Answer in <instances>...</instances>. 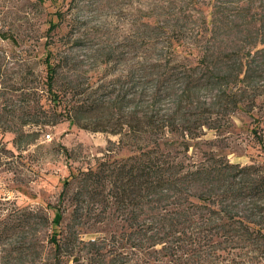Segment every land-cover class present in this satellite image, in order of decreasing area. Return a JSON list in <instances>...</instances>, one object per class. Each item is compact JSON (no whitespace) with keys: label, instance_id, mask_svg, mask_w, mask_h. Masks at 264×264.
<instances>
[{"label":"trees","instance_id":"1","mask_svg":"<svg viewBox=\"0 0 264 264\" xmlns=\"http://www.w3.org/2000/svg\"><path fill=\"white\" fill-rule=\"evenodd\" d=\"M49 1L39 57L44 75L41 88H33L43 98L37 109L44 114L32 113L30 105L25 118L14 115L15 121L0 126V175L12 171V160L28 163L36 130L25 126L41 128L58 115L118 138L107 140L92 165L69 168L56 203L45 204L51 216L17 201L0 206V245L33 222L49 228L41 264H229L236 254L247 256L246 246L264 242V115L253 111L259 97L249 87L264 80L263 5L191 0L200 18L189 42L152 14L141 15L147 32L136 33L140 57L128 75L136 90L112 88L104 97L93 94L100 87L91 90L92 75L83 83L67 74L75 69L68 47L81 45L71 30L77 26L74 0ZM226 3L234 10L230 20L223 18L229 30L246 34L218 46ZM63 26L69 29L58 34ZM105 51L101 66L114 53ZM201 90L208 94L200 96ZM128 93L136 101L125 99ZM162 100L169 106L160 109ZM121 101L134 108L123 113ZM233 112L249 117L247 131L258 151L256 160L243 165L217 145L235 127ZM88 114L99 121L81 124ZM22 136L30 137L25 145ZM7 178V189L20 188Z\"/></svg>","mask_w":264,"mask_h":264},{"label":"rangeland","instance_id":"2","mask_svg":"<svg viewBox=\"0 0 264 264\" xmlns=\"http://www.w3.org/2000/svg\"><path fill=\"white\" fill-rule=\"evenodd\" d=\"M208 1L198 0L202 5ZM221 1L224 3L226 0ZM256 1L264 7V0ZM49 4V0L42 4L37 0H0V126H6L16 118L17 120L25 118L30 105L33 107L31 112L43 117L44 113L37 109V100L40 104L43 98L39 99V94H34L33 88L38 90L41 88L44 75L39 57L41 44L46 39L42 33L45 28L43 22L47 18V12L51 10ZM192 4L191 0L72 1L71 10L75 13L77 26L71 30L73 34L81 37L79 42L81 45L68 47L70 48L68 56L73 58L71 63L75 69L66 71L67 74L83 83L92 75L96 80L91 90L100 87L96 93H93L94 95L105 97L112 88L130 92L136 90L129 86L128 75L135 67L136 57H140L134 42L136 33L147 32L140 23V16L145 13L152 14L160 23L170 29L172 27L174 35L183 36V39L189 42L199 26L200 18V15L192 9ZM225 7L227 11L219 15L222 23L215 40L218 46L230 45L237 39L244 40L246 34V32L235 34L234 31L229 30L231 24L226 23L224 19L225 15L230 17L234 14V10L230 3H226ZM68 29L63 26L58 34ZM148 33L153 34L151 30H148ZM11 36L17 38V43H11ZM107 49H112L114 53L110 56L108 65L101 66ZM178 58L184 59L182 55ZM117 78L119 81L116 82ZM148 84L149 82L139 84V88L146 89ZM249 87L257 88L256 94L259 97L253 111L264 115V97H261L262 94L264 95V80L258 79ZM146 92L150 91L146 90ZM207 94L205 90L199 93L200 96ZM130 98L134 101L137 99L128 93L125 99ZM169 104V101L162 100L159 108H166ZM133 105H126V102L121 101L120 106L124 107L120 110L126 113L134 108ZM14 115L16 118L11 121ZM120 115L122 116L117 113L118 117H121ZM228 117L225 115V118ZM121 118L118 123L122 122ZM229 119L235 127L225 132L223 140L217 142L219 149L233 163L243 165L256 160L258 151L252 146L247 131L249 117L244 113L233 112ZM97 121L99 120L94 114L84 115L80 119L81 124H89V126H93ZM51 122L52 120L50 125L41 128L25 126L27 130H36V144L28 146L27 151L30 153L27 158L28 163L22 165L12 160V171L7 176L20 188L7 189L8 178L3 174L0 175V200H2L0 202H4L0 204L1 207L11 206L6 202L13 201L26 204L32 209H45L46 203L55 204L69 168L92 165L95 159L102 155L107 140L116 141L118 138L117 135L109 132L83 129L59 115L54 119L53 124ZM106 130H110V127ZM46 134H49V139L45 137ZM29 139L30 137L22 136L19 141L25 145ZM45 210L51 216V212ZM47 233H49L48 227L33 222L22 232L13 234L4 245H0V264H41ZM244 250L248 251L247 256L236 254L229 264H264L263 241L246 246Z\"/></svg>","mask_w":264,"mask_h":264},{"label":"built area","instance_id":"3","mask_svg":"<svg viewBox=\"0 0 264 264\" xmlns=\"http://www.w3.org/2000/svg\"><path fill=\"white\" fill-rule=\"evenodd\" d=\"M47 139H49L50 137H49V134H46V136H45Z\"/></svg>","mask_w":264,"mask_h":264}]
</instances>
